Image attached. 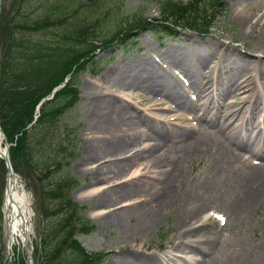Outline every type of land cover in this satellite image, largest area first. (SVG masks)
Segmentation results:
<instances>
[{
	"label": "rangeland",
	"instance_id": "1",
	"mask_svg": "<svg viewBox=\"0 0 264 264\" xmlns=\"http://www.w3.org/2000/svg\"><path fill=\"white\" fill-rule=\"evenodd\" d=\"M24 1H4L5 11L0 12V14L2 13L0 27L10 19H12L10 22L13 24L21 25H31L44 19H48L53 23L45 31L42 29L36 32H25L17 27L13 28L16 47H18L17 44L19 45V53L15 55L19 59H23V55L26 53L30 54L37 46L58 47V51L61 48L68 50L70 46L78 47L79 45L68 40V37L73 34L78 26L89 25L93 27L98 20H100V26L97 28V34L103 33L99 34L98 38L114 33L118 27L125 26L133 17L141 16L148 19L154 26V29L140 32L126 48L116 45L97 54L95 60L100 59L98 67H88L85 72L78 76L77 92L79 95L77 94V102L56 122V129L48 132L53 138H49L48 141L41 142L40 145L34 147L33 158L35 161L50 159L53 154L51 149L54 148V143L59 137L63 141L62 145L67 146V151H74L70 163L54 170L48 178L50 181L56 182L69 177L68 180L77 183L70 191V198L77 206H80L79 208L83 207L85 209L82 213L83 216L93 223V229L89 233L77 236L82 245L88 251L99 255V264H118L117 260L122 261L127 258H131L136 263L138 259H142L143 264H192L191 260L185 258L186 251H188V247L199 244L201 240L206 241L203 245L207 246L209 250V253L206 250L208 255L205 257V264H217L231 255L242 257V259H250L247 250L248 242H256L261 238L258 215L252 214L248 217L234 218L227 214L223 215V213L216 210L221 205V198L225 194L235 191L242 184L245 177L240 174L241 170L238 169L230 175H226L224 180H217V193L209 202L206 201V205L201 208L200 212H203L193 220L195 223H192L194 224L192 230L188 231L187 228H190V226H183L179 223L178 219L186 210V206L181 202L182 195L177 194L175 201L165 207L160 221L155 226L149 227L142 238L137 237L134 241H131L127 238L130 232L127 226L123 229L118 228L115 223L109 224L106 222L102 213L107 208L102 207L101 204L97 205V199H101L99 196L97 198L94 195L88 197L82 195L89 190H93V193H95L108 185L107 190L100 192V196L106 195L109 193L108 190L116 186L111 182L115 179V181H123L130 178L129 183H132V186L143 185L145 182L141 177H133V172L136 170L134 166L125 171L123 177L118 175L115 178H110L109 176L101 182L91 183L94 182L95 178L105 175L108 170L104 166L99 168L97 162L94 161H90L88 164L83 163V158L88 156L92 149L89 135L86 134L84 128L88 117L96 109L91 98L93 85L105 84L107 85L105 87L109 88L113 83L111 89L114 91L117 100L122 103H130L133 111L145 114V119L141 121L140 128L146 132H148V129L150 131L155 129V126H170L167 123L165 124V120L171 122L173 124L171 128L175 130L188 124L198 125L199 122L194 119V114L189 109H177L173 104H164L158 109L151 108L150 103L143 100L142 90L123 85L118 78L119 72L124 68L135 71L138 64L143 61L151 62L156 58L162 61L169 48L182 51L191 49L192 46H197L205 54L207 53L206 64L203 66L204 71L214 67L216 73L218 68L216 63L219 60L221 63L226 59L236 60L238 54L245 58L244 71L254 70L256 66L254 60H260L264 63V18L259 21L258 17L253 14H249L248 18H251L250 20L236 16L237 11L232 0H204L198 6L196 5V9L198 17H203L205 14H208L210 18L212 17L210 30L177 28L176 25L175 29L180 33L176 36H166L163 33L156 32L157 25L162 24L163 17L166 16L163 11V2L186 0H97L95 4L92 0H29V4H24ZM210 4H215L216 7L209 6ZM73 10L77 12H73ZM67 13H70V15L61 22L60 18ZM252 17H256L261 23L255 24V18ZM17 20L19 21L17 22ZM4 41H8L6 33ZM1 48L0 45V54ZM247 58L251 60L248 61ZM153 64L155 69H160L158 68L160 64L156 62H153ZM92 69H97L98 72L92 74ZM178 74L180 84L182 87L187 88L190 79L181 72ZM218 80V78L210 79L214 91L217 90ZM259 88L262 99H264V79L260 81ZM187 94L193 95L190 91L189 93L187 91ZM224 99L226 101H236L238 103L237 107H240L244 101V95L229 93ZM165 107L170 110L164 109ZM260 107H264V104ZM260 113L263 114L261 110ZM252 116L253 118L247 120L245 124V129L248 132L250 129H255L259 117L263 118V115L260 116L255 113ZM144 120L146 123H144ZM240 121L241 114L236 117L233 125L238 124ZM259 132L264 144V127ZM241 153L245 157L249 154L246 150H241ZM62 157L61 154L58 155V158ZM182 165L185 167L186 173L183 179L175 182V186L179 189H183L185 184L194 181L209 180L217 171L213 155L210 153L201 156L198 160L184 162ZM15 166L19 170V172H15L17 192L20 194L23 189L27 195L32 248H36V245L43 240L44 248L39 254H44L46 249L60 236V227H62L60 218L66 217V214L59 215L55 213L56 202H53L47 194L42 192L40 181H36L35 174L22 161L17 160ZM87 169L88 171L85 172ZM92 178L93 180H91ZM5 181V169L0 166L1 208L3 206H1V199L5 192ZM123 182L126 185V181ZM157 183L161 187L164 182L158 180ZM42 184L45 189L49 187L46 179L42 181ZM140 199H143V196L125 199L116 206L136 202ZM138 204H140V208L145 207L146 204L148 207H153L152 203L149 204L146 201L138 202ZM136 213L139 214L140 212ZM217 215L218 219H216ZM134 220L135 217H132L130 222ZM1 225L0 220V247L4 249V236ZM133 244L137 249L133 248ZM100 251L105 254L103 257L100 256ZM13 252L12 256L6 255L4 257L3 264H13L22 255L26 256L22 245L19 244L13 247ZM34 254L37 256V251ZM122 254H125V257H121Z\"/></svg>",
	"mask_w": 264,
	"mask_h": 264
},
{
	"label": "bare ground",
	"instance_id": "2",
	"mask_svg": "<svg viewBox=\"0 0 264 264\" xmlns=\"http://www.w3.org/2000/svg\"><path fill=\"white\" fill-rule=\"evenodd\" d=\"M232 2L237 11L236 16L250 20L251 18L248 17L253 14L259 21L264 18V0H232ZM252 18H255V24L261 23L256 17ZM206 54L197 46L182 51L169 48L162 61L157 58L150 60L151 62L143 61L138 64L137 70L124 68L125 70L121 69L118 74L123 85L142 90L143 100L150 103L151 108L158 109L164 104H173L177 109H189L197 116L196 120L199 121L197 126L189 124L175 130L171 128L173 124H170L168 127L155 126V129L152 131L148 129L146 132L140 128L145 114L133 111L130 103L117 100L111 89L114 83L108 86L109 88H106L105 84L93 85L91 98L96 109L88 117L84 128L89 135L92 149L89 155L83 158V163L94 161L99 168L104 166L108 171L91 183L101 182L109 176L123 177L125 171L135 166L133 177H141L145 184L132 186V183H129L131 179L128 178L123 180L126 181L124 185L123 181H115V179L111 182L116 186L108 190V194L100 196L102 190L108 189L107 185L95 193L89 190L82 196L94 195L97 198L99 196L101 199H97V205L101 204L102 207L107 208L102 213L106 222L115 223L118 228L123 229L127 226L130 231L127 238L134 241L137 237L142 238L149 227L155 226L160 221L165 207L175 201L177 194L182 195L181 202L186 206V210L178 219L179 223L190 226L187 228L188 231L192 230L194 225L192 223H195L193 220L203 212H200L201 208L206 205V201L209 202L215 197L218 189L217 180H224L226 175L239 169L245 179L235 191L221 198V205L216 210L234 218L257 214L261 238L256 242H248L250 259L231 255L217 264L245 262L264 264V144L259 132L264 124V107H260L264 104V99L259 92L260 81L264 79V63L254 60L256 63L254 70L244 71L245 58L238 54L236 60L226 59L227 61L223 60L222 63L219 60L216 63L218 68L215 73L214 67L207 71L203 70ZM247 60L251 59L247 58ZM153 62L160 64L158 67L160 69H155ZM180 72L190 79L187 88L180 84L178 74ZM212 78L219 79L216 91L210 84ZM187 91L193 95L187 94ZM229 93L244 95L240 107H237L236 101L224 99ZM164 109L170 110L167 107ZM254 113L263 115V120L256 124L255 129H250L248 132L245 124L248 119L253 118ZM240 114L241 121L233 125ZM241 150H246L249 157L246 158ZM208 153L213 155L217 167L212 178L185 184L183 189L175 186V182L183 179L186 173L182 163L198 160ZM87 171L88 169L85 172ZM158 180L164 182L161 187L157 183ZM10 186L13 200L8 211L11 220L7 231L9 239L5 245L7 256L14 254L13 247L17 244L21 245L27 235L28 241H31L27 195L23 189L20 194L17 192V182L14 177L10 181ZM142 196L143 199L136 202L116 206L125 199ZM145 201L152 203L153 207H148L146 204L145 207L140 208L138 202ZM132 217H135V220L130 222ZM205 242L201 240L199 244L188 247L185 258L191 260L192 264H205V257L209 253L207 246L203 245ZM132 246L137 249L134 244ZM122 255L121 257H125V254ZM117 263L143 264L144 261L138 259L136 263L131 258H127L122 261L117 260Z\"/></svg>",
	"mask_w": 264,
	"mask_h": 264
},
{
	"label": "trees",
	"instance_id": "3",
	"mask_svg": "<svg viewBox=\"0 0 264 264\" xmlns=\"http://www.w3.org/2000/svg\"><path fill=\"white\" fill-rule=\"evenodd\" d=\"M92 1L95 4L97 0ZM200 1L163 2V11L166 16L163 17L162 24L157 25L156 32L161 31L166 35H175L177 33L176 25L177 28L182 25L181 27L199 29L200 31L209 30L213 19L208 14L198 17L196 7ZM24 4H29V0H25ZM4 11L5 5L2 3V13ZM10 20L12 21V19ZM10 20L0 27V45L2 47L0 56V129L10 143L9 156L13 167L16 168L15 163L20 160L32 171L41 173L46 178L53 168H58L63 164H61V159L56 156L49 160L41 159V162L34 161V147L53 138L48 132L56 129V122L75 103L77 75L84 71L88 64H91L92 56L90 54H93L98 48L96 43L102 44L98 35L103 33L97 34L100 20L96 21L90 31L88 30L89 25H80L74 31L72 30L73 39H68L78 44V47L70 46L68 50L61 48L58 51V47L37 46L30 54L26 53L23 55V59H19L15 55L19 53V45L17 44L18 47H16L13 28L17 27L25 32H36L42 29L45 31L53 22L44 19L31 25L15 23L14 25ZM130 22L129 24L132 25L130 29H154V26L141 16ZM5 33L8 38L6 42L4 41ZM127 34L119 28L115 34L112 33L110 36H112L113 42L120 41L126 46L128 39L125 40V35ZM67 77L68 80L63 87L54 92V89L62 84ZM52 92L54 94L51 99L41 102L39 114L35 119L36 106ZM62 142L60 137L55 141L54 148L51 149L53 154H60V150L63 149ZM0 166L3 167L1 159ZM67 180L68 178L52 183L53 185L45 191V194L53 202H56V213L66 214V217L62 218L63 222L61 221L60 236L46 249L44 257L38 259L37 264H93L99 260L98 256L87 253L76 239V235L88 233L92 225L81 217V208L71 200L69 193L74 184H69ZM1 261L0 253V264ZM19 264H26V262L22 259Z\"/></svg>",
	"mask_w": 264,
	"mask_h": 264
},
{
	"label": "water",
	"instance_id": "4",
	"mask_svg": "<svg viewBox=\"0 0 264 264\" xmlns=\"http://www.w3.org/2000/svg\"><path fill=\"white\" fill-rule=\"evenodd\" d=\"M0 156L4 159L5 163H6V167H7V172H8V175L11 173V167H10V163H9V160H8V157H7V154L4 152H0ZM7 193H9V186L7 184V189H6ZM28 253V258L30 261H32V257H31V254L29 252Z\"/></svg>",
	"mask_w": 264,
	"mask_h": 264
}]
</instances>
